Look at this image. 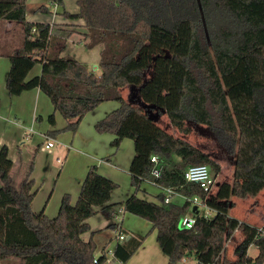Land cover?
<instances>
[{"label":"trees","instance_id":"trees-1","mask_svg":"<svg viewBox=\"0 0 264 264\" xmlns=\"http://www.w3.org/2000/svg\"><path fill=\"white\" fill-rule=\"evenodd\" d=\"M53 1L63 5V0ZM27 3L0 0V20L23 26L20 46L5 54L11 63L6 87L10 95L39 88L50 98L55 112L67 121L63 129L48 131L50 137L62 130L76 132L88 112L103 102L118 101L119 107L98 120L95 129L114 134L111 145L116 148L125 138L133 140L130 173L136 193L152 178L153 155L160 157L162 165L157 182L175 186L187 198L208 196L200 184L185 180L188 166L205 164L215 175L221 171L209 153L157 123L165 113L181 134L190 132L187 122L210 128L233 158V181L227 188L232 196L256 197L264 189V0H77V12L64 9L62 14L84 21L86 47L101 45L100 75L74 56L61 55L66 39L53 36L50 23L28 21ZM38 9L49 13L46 5ZM166 53L180 86L179 98L170 106L145 86L147 71ZM38 63L41 73L28 78ZM126 86L133 89L130 100L123 95ZM136 88L139 95L134 93ZM48 121L56 125L55 113ZM13 165L3 145L0 264H103L104 255L94 262L93 238L86 241L82 235L90 230V217L99 212L115 216L120 208L152 223L168 264H177L188 253L197 256L198 264L264 263V234L257 226L219 209L212 218L198 215L193 228H182L180 220L191 201L165 202V195H160L159 203L136 193L124 202L110 203L118 184L99 173L95 164L75 204L66 193L55 217L36 212L34 161L19 187L11 182ZM218 198L217 193L207 203L222 206ZM237 230L243 237L235 258H229L225 244ZM145 238L132 235L119 242L115 257L127 262ZM251 245L259 250L256 258L248 254Z\"/></svg>","mask_w":264,"mask_h":264},{"label":"crops","instance_id":"crops-1","mask_svg":"<svg viewBox=\"0 0 264 264\" xmlns=\"http://www.w3.org/2000/svg\"><path fill=\"white\" fill-rule=\"evenodd\" d=\"M53 3L54 1L51 0L52 5ZM40 6L35 5L31 16L27 14L28 21L50 23L52 35L56 38H63L66 39V42L75 41L85 45L87 41L84 34L87 30L84 27V21L68 18L62 14L64 9L69 11L66 8V0H63V5L58 3V7L54 8V12L47 6L49 13H45L42 9H38ZM69 12L75 13V11ZM22 27L20 23L0 20V52H2V55H0V147L3 145L8 147L9 157L14 162L13 166L17 163L16 152H24L26 162L34 159L35 167L31 178L35 181L33 190L36 193L32 201L33 209L36 212L44 211L49 217H55L58 214L62 197L66 193L71 195L72 204H75L87 172L90 166L94 164L98 166L99 173L118 184V187L112 191L110 203L126 201L136 193L130 173V166L135 156L134 142L132 139L131 141L129 138H125L120 146L116 148L111 145V142L115 139L114 134L99 133L95 129L96 122L119 107L120 103L116 101L103 102L84 116L76 132L70 133L67 131L56 137H50L48 131L63 129L67 125L66 119L58 111L55 112L50 98L39 88L24 91L20 95H10L8 92L6 79L11 63L5 54L20 46L23 36ZM96 47H98L100 53L101 45H97L91 50H96ZM66 54L74 56L85 65L87 64V56L84 53H74L66 46L61 55ZM41 71L42 64L38 63L30 71L28 78L39 75ZM52 113H55V126L48 121V116ZM48 137L60 142L61 149H58V153L62 154L64 159L61 161L62 165L59 172L52 164L53 159L51 156L52 148L56 144L50 149H42L47 143ZM23 138L33 143L27 149L23 143ZM53 177L57 184L55 191H53V188L50 189ZM147 182L144 181L141 184L139 191L136 193L137 196L159 203L160 195L164 194L157 186L153 185L154 188H152L151 184ZM40 183H42L41 187ZM207 201L208 199H206V203ZM171 202L182 205L186 200L182 195H176ZM197 212H201L200 207L192 205L185 214H197ZM87 222L90 230L85 232L82 237L86 241L93 238L96 243V256H100L106 247L113 246L120 232L126 235V240L132 235L146 236L140 247L127 262H122L114 255L110 264H168L169 258L162 251L157 241V230L153 229L150 221L120 208L115 216L110 217L99 212L90 217ZM118 224L120 229H118ZM263 224L264 221L262 225L253 226L261 229L264 228ZM125 239L118 241L116 245L119 242H124ZM252 246L255 245L250 246L248 254L252 258H256L259 250L255 246L256 253L253 254L251 251ZM194 257L198 264L195 254Z\"/></svg>","mask_w":264,"mask_h":264},{"label":"rangeland","instance_id":"rangeland-1","mask_svg":"<svg viewBox=\"0 0 264 264\" xmlns=\"http://www.w3.org/2000/svg\"><path fill=\"white\" fill-rule=\"evenodd\" d=\"M42 4H45L46 6L50 7L51 11L54 12L55 6L51 4V0H29L27 14L31 16L32 10L34 9L35 5L39 6ZM66 8L72 12L78 11L77 0H66ZM66 46L68 49H70V51H74V53L80 52L86 54V65L90 72L96 75H100L102 73V68L99 65L100 53L98 52V47L95 48L96 50H91V48L86 47L83 43H78L75 41L66 42ZM168 57L169 56L166 53L156 58L152 67H150L147 71L148 79L145 86L146 88L154 92H158L163 97L165 103L170 106L175 103L179 98L180 86L176 81L175 75L170 71ZM139 89L140 88L134 89V93L136 95H139ZM122 91L124 97L130 100L133 89L129 86H126L125 88H123ZM116 102L119 103L118 101ZM157 123L163 128L167 129L169 132L185 138L190 143L198 146L204 152L209 153L214 159L219 162L221 166V171L217 175H215L213 170H211L212 175L215 178V185L208 192L209 195L207 199L211 200L213 197L216 198V195L218 193L220 195V198H218V200L223 205L213 207L208 204V208L200 207L201 212H207L209 210L211 216L214 217L220 209L224 212H228L231 217L246 222L250 225H262L264 221V189L256 197H248L245 199L232 196L229 192H227V188L229 189L233 181V158L228 154L226 148L218 140H216L209 127L194 125L193 123L187 122L186 125L191 128L190 132L188 134H181L171 125L170 119L166 113L160 117ZM67 131L69 130H62L59 134H62ZM69 132L73 133L72 131ZM23 141L24 145L26 146V149L33 144L32 142L27 141L25 139ZM59 143V140L58 142H56V140L54 139V144H56V146L53 147L51 151V156L53 159L52 164L56 167L58 172L60 171V167L62 165L61 161L64 159L63 155L58 153V149H61ZM16 154L17 163L15 164V166H13L11 170V182L15 187H19L23 179L26 177V173H28L31 163L34 159L30 160L31 163L28 160V162H26L24 152H16ZM39 185L41 187L42 183H40ZM151 186L152 188H154L152 184ZM52 188L54 189L53 191H55L57 188V184L54 181V177L51 180L50 189ZM155 188L158 189L157 187ZM53 196H55V194H53ZM228 201L232 202L233 204L230 203V205L226 208L225 204L228 203ZM242 237V233L240 231L238 232L237 230L235 231L232 238L226 242L225 253L229 258H235V249L238 243L241 242ZM251 251L253 254L256 253L255 246H252ZM186 256L187 257H185L182 261H179L178 263L197 264L194 254H187Z\"/></svg>","mask_w":264,"mask_h":264},{"label":"built area","instance_id":"built-area-1","mask_svg":"<svg viewBox=\"0 0 264 264\" xmlns=\"http://www.w3.org/2000/svg\"><path fill=\"white\" fill-rule=\"evenodd\" d=\"M53 5L55 8L58 7V1H54ZM47 143L42 147V149H50L54 146V139L47 138ZM151 161L153 163L152 167V178L147 179L149 183H151L154 186H157L160 191L165 195V202H171L172 198L176 195H182L185 200L189 199L192 203V205H196L197 207H205L208 208V204L206 203V199L201 198L199 196H193L191 198H187L184 194L180 193L175 186H164L157 182V179L162 176V165L161 160L158 155H153L151 157ZM184 178L187 182H195L200 184V186L207 192L211 190V188L215 185V178L212 175L211 169L208 165L205 164H197V165H190L186 168L184 172ZM203 216L205 218H210L211 213L209 210L207 212H197L193 214H184L180 220V226L182 228H193L196 224L197 217ZM120 225L118 224V227ZM120 229V227L118 228ZM261 233L264 234V229H260ZM126 235L123 232H120L118 237H116L113 246H108L105 248L104 252L101 255H104L106 257L105 262L103 264H110L111 260L114 257V249L116 246V243L120 240L125 239ZM98 257L96 256L94 258V262L98 261Z\"/></svg>","mask_w":264,"mask_h":264}]
</instances>
